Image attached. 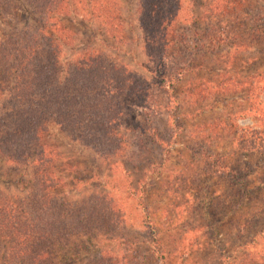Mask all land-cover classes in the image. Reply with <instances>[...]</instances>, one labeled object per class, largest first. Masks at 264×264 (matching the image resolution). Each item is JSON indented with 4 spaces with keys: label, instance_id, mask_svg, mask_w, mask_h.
<instances>
[{
    "label": "rangeland",
    "instance_id": "1",
    "mask_svg": "<svg viewBox=\"0 0 264 264\" xmlns=\"http://www.w3.org/2000/svg\"><path fill=\"white\" fill-rule=\"evenodd\" d=\"M181 1L194 19L178 29L185 46L161 69L143 52L137 0H117L120 40L82 14L62 22L74 38L63 61L97 49L126 66L148 98L120 96L134 131L118 128L122 145L110 159L50 124L53 161L41 182L34 164L0 160V204L16 211L0 239V264L15 263L12 226L31 224L48 237L27 248H50L53 264H92L100 254L113 264H264V0H244L222 18L211 13L212 0ZM2 2L0 39L34 20L23 0ZM200 88L205 94L186 97ZM40 186L51 187L48 197ZM104 199L119 211V228L86 232L70 224L87 213L78 206L103 208Z\"/></svg>",
    "mask_w": 264,
    "mask_h": 264
},
{
    "label": "trees",
    "instance_id": "2",
    "mask_svg": "<svg viewBox=\"0 0 264 264\" xmlns=\"http://www.w3.org/2000/svg\"><path fill=\"white\" fill-rule=\"evenodd\" d=\"M2 1L5 5L6 0ZM243 2L212 0L211 13L216 10L215 14L222 18L224 14L236 13ZM23 3L32 11L33 22L26 26L13 25L5 38L0 39V94L6 96L0 112V160L32 163L39 172L38 180L39 176L45 179L50 175L45 168L53 161V146L48 143L50 124H56L64 133L75 134L82 144L95 146L102 157L116 156L122 145L118 128L122 127L124 133L134 131L133 126L128 127L129 120H123L125 101L120 96L134 97L145 103L146 91L139 88L142 84L126 66L113 62L97 49L82 50L63 61V49L70 46L74 38L62 22L72 14H82L98 22L111 39L120 40L123 20L117 0H23ZM136 19L142 32L143 52L148 61L161 69L185 46L178 29L181 33V27L194 18L186 17L181 0H137ZM201 88L188 89L186 97L191 101L198 94H205ZM115 139L118 141L112 146ZM101 143L110 144L102 148ZM50 188L40 186V191L44 195ZM44 196H49L48 191ZM103 203V208L94 203L78 206L87 213L80 219L70 218V224L82 226L81 231L86 232L99 231L104 226L107 231L116 230L120 223L114 215L117 210L107 199ZM2 204L0 211L7 218L0 222V239L7 236L5 231L10 228V221L6 220L14 219L16 213L9 203ZM103 219L105 222H101ZM31 225L25 231L12 226L17 243L14 256L9 259L14 260V264L25 257L29 264H53L50 248L43 245L36 250L33 246L27 248L34 238L48 237L46 231L39 236L38 228ZM63 231L59 238L67 240V233ZM106 261L113 264L111 256L100 254L92 264Z\"/></svg>",
    "mask_w": 264,
    "mask_h": 264
}]
</instances>
